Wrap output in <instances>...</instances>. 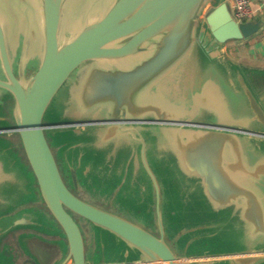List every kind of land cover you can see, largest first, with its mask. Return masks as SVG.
<instances>
[{"label": "water", "instance_id": "1", "mask_svg": "<svg viewBox=\"0 0 264 264\" xmlns=\"http://www.w3.org/2000/svg\"><path fill=\"white\" fill-rule=\"evenodd\" d=\"M232 0H0V264H264V31Z\"/></svg>", "mask_w": 264, "mask_h": 264}, {"label": "rangeland", "instance_id": "2", "mask_svg": "<svg viewBox=\"0 0 264 264\" xmlns=\"http://www.w3.org/2000/svg\"><path fill=\"white\" fill-rule=\"evenodd\" d=\"M257 42L258 45L249 43L247 47L243 46L236 51L228 52L229 57L233 60L240 61L239 57L250 55L251 60H248V62L253 63L252 65L264 67V33L259 37Z\"/></svg>", "mask_w": 264, "mask_h": 264}, {"label": "built area", "instance_id": "3", "mask_svg": "<svg viewBox=\"0 0 264 264\" xmlns=\"http://www.w3.org/2000/svg\"><path fill=\"white\" fill-rule=\"evenodd\" d=\"M233 13L239 21L252 19L264 10V0H232Z\"/></svg>", "mask_w": 264, "mask_h": 264}, {"label": "crops", "instance_id": "4", "mask_svg": "<svg viewBox=\"0 0 264 264\" xmlns=\"http://www.w3.org/2000/svg\"><path fill=\"white\" fill-rule=\"evenodd\" d=\"M233 5V1H231V6ZM262 16H263V18H264V10L262 11ZM264 33V31L260 34V35H258L256 38H254V39H252V40H250L249 42H247L246 43V46L245 47H247L248 45H249V43H253L252 45H258V39H259V37L262 35ZM231 46H234V45H231ZM235 47V46H234ZM236 48V47H235ZM228 49H229V47H228ZM237 49H239V48H237ZM251 49H253V48H251ZM229 52V51H228ZM248 56H250V55H248Z\"/></svg>", "mask_w": 264, "mask_h": 264}, {"label": "trees", "instance_id": "5", "mask_svg": "<svg viewBox=\"0 0 264 264\" xmlns=\"http://www.w3.org/2000/svg\"><path fill=\"white\" fill-rule=\"evenodd\" d=\"M232 45V44H231ZM229 46V49H228V51L230 52V51H236L237 50V48H235L234 46ZM246 46V45H245ZM239 59L240 60H246V61H250L251 60V57L250 56H243V57H239Z\"/></svg>", "mask_w": 264, "mask_h": 264}]
</instances>
